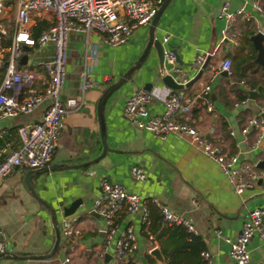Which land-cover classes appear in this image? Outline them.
Here are the masks:
<instances>
[{"label": "crops", "instance_id": "1", "mask_svg": "<svg viewBox=\"0 0 264 264\" xmlns=\"http://www.w3.org/2000/svg\"><path fill=\"white\" fill-rule=\"evenodd\" d=\"M223 1L228 2L231 10L242 4L239 0H169L157 18L152 36L160 42L162 50H172L178 59H175V64L186 71L187 80L197 71L191 68L194 57L201 53L209 55L197 80L180 90L190 101V124L206 140L219 143L224 150L237 154L240 161L256 166L258 161L264 160V142L261 144L264 136L257 141L256 128L243 129L256 111L264 106V86L261 85V90L250 99L248 92L260 84L250 88L242 81L233 83L229 81V73L220 74L218 65L227 57L231 66L232 57L239 53V46L245 43L240 35L251 36L257 31L264 34V14L252 11L250 20L237 21L236 45L220 42L223 20L218 17V11ZM7 5H10L6 9L11 8L13 19V8L9 3ZM6 14L7 11L6 18L2 20L8 19ZM147 27H138L126 43L117 46L104 44L96 34L81 31L68 34L61 98L81 96L82 105L65 114L47 165L32 169L34 171L29 176L32 193L23 182L24 175L30 169L18 167L0 182V228L8 240L4 253L14 256L48 253L54 243L53 217L58 229L63 219L70 220L77 234L65 237L58 230V243L46 258L0 257V264L116 263L111 247L101 258L97 253L103 240V221L94 216L90 208L99 193L102 178L120 184L124 191L135 193L143 199L155 198L160 205L188 219L201 237L204 251L210 255V264H235L228 256L226 239L236 237L247 210L264 207V182L244 189L237 196L216 163L194 150L186 138L173 133L160 138L137 128L123 117L125 99L146 83L151 84L148 90L151 98L146 104L149 114L161 113L162 100L170 91H174L160 82V76L168 65L163 60L162 70L158 68L157 55L152 47L129 79L118 86L105 102V140L109 150L93 164L73 166L98 155L97 99L140 55L147 42ZM251 27L254 32L248 34ZM163 37H166L165 42L161 41ZM19 46L21 55L15 60V67L32 70L35 78L30 90L41 91L47 76L34 62L50 59L52 47L49 43L40 47ZM7 59V47L0 46V82ZM82 70L88 73L92 84L81 95L79 73ZM205 83L210 87L207 96L210 110H206L205 99L197 97ZM5 93L9 94L10 91ZM238 93L245 94L240 99L247 97V100L234 106L233 103L240 100L236 97ZM46 103L44 101L37 105L27 114L0 119V159L18 144L16 128L38 121ZM132 166L143 168V180L132 178ZM259 169H264V166ZM76 200L79 203L74 212L63 216V207ZM151 207L159 210L149 204V215ZM115 224L112 245L119 231L130 226L135 236V250L127 257L137 264H147L145 256H149L152 248L159 246V229L145 236L137 213H120ZM161 225L160 221V229ZM215 230L219 233L216 234ZM164 238L162 236L161 240ZM247 249L248 264H264V248L256 236L250 238ZM66 258L67 262L64 261Z\"/></svg>", "mask_w": 264, "mask_h": 264}, {"label": "built area", "instance_id": "2", "mask_svg": "<svg viewBox=\"0 0 264 264\" xmlns=\"http://www.w3.org/2000/svg\"><path fill=\"white\" fill-rule=\"evenodd\" d=\"M163 0H0V20L6 18L7 3L13 8L12 34L7 46L8 59L5 63L0 82V119L27 114L34 107L47 101L38 121L20 125L16 128L18 144L5 152L0 159V182L14 169L39 168L51 159L55 138L68 111H75L82 105V97L61 98V89L65 76L64 62L66 58L67 36L72 31L85 34H96L101 41L109 46H117L128 41L131 33L140 26H146ZM241 6L231 10L227 1L221 3L218 17L223 20L220 29V42L227 41L237 44L235 25L237 21H248L251 12L264 14V0H239ZM35 18H45L49 26L33 35ZM255 28L258 26L255 24ZM6 34L0 24V39ZM23 37V38H22ZM162 42L166 41L163 37ZM49 43L52 55L48 60H37L34 65L41 67L47 79L41 91H31L30 85L35 78L32 70L15 67V60L21 55L20 44L27 46H43ZM207 53L197 54L191 65L193 70L200 67ZM164 62L168 65L165 73L179 77V83L187 81L186 71L175 64L171 49L162 50ZM220 71L229 73L230 59L223 58L218 65ZM92 80L88 73H79V88L81 95L90 87ZM5 91H10L6 94ZM210 87L202 85L197 97L205 99L206 110H210L207 99ZM151 98L149 91L136 89L124 101L122 115L132 125L149 131L163 138L167 133H173L184 138L196 151L212 160L229 183L232 192L239 196L244 189L254 187L258 182H264V169L256 168L254 163L240 161L237 154L224 150L217 142H211L202 137L196 128L190 124V101L178 91H170L162 100L163 109L159 114H149L146 104ZM247 97L234 102L242 104ZM256 128L257 141L264 136V106H261L243 129ZM130 174L136 181L145 178L143 168L130 167ZM99 193L91 203V212L103 221V240L98 248L101 258L109 247L112 248L115 261L130 255L135 250V236L130 226L119 231L112 245V237L116 230L115 220L120 213H137L139 221L146 231L149 221L148 205L159 209L161 223L166 226H180L186 232L195 234L194 226L185 217L171 212L160 205L155 198L143 199L135 193L124 191L117 183H111L104 178L99 181ZM60 234L69 237L77 234L72 222L63 219L59 224ZM216 234L218 230L214 231ZM256 236L264 248V207L247 210L240 224L238 234L234 239H226L228 256L235 264H248L249 255L247 243ZM8 240L0 228V253L8 247ZM202 264H210L207 251L200 253ZM65 262L68 259H64Z\"/></svg>", "mask_w": 264, "mask_h": 264}, {"label": "trees", "instance_id": "3", "mask_svg": "<svg viewBox=\"0 0 264 264\" xmlns=\"http://www.w3.org/2000/svg\"><path fill=\"white\" fill-rule=\"evenodd\" d=\"M1 24L4 26L6 34L0 39V46L7 47L11 34H12V21L1 20ZM49 26V21L45 18H35L33 26V35L36 36L41 30ZM254 29L251 27L248 34H252ZM7 35V36H6ZM6 36V37H5ZM250 35H240L244 45L239 46V53L233 56L231 59L232 64L229 70V81L239 82L242 81L250 88H255L258 84L264 86V69L260 65L254 62L255 49L253 48L249 39ZM232 87V86H231ZM246 96L245 94H237V98L240 99ZM161 217L159 210L156 208H150V215L146 231H143L145 236L152 235L153 232L159 229L157 236L160 238L159 249L165 264H201L200 253L204 251L203 241L198 234H191L186 232L180 226H166L159 224ZM143 229V228H142ZM165 236L163 240L161 237ZM147 264H154L153 260L146 255ZM114 264H137L127 256L118 258Z\"/></svg>", "mask_w": 264, "mask_h": 264}, {"label": "water", "instance_id": "4", "mask_svg": "<svg viewBox=\"0 0 264 264\" xmlns=\"http://www.w3.org/2000/svg\"><path fill=\"white\" fill-rule=\"evenodd\" d=\"M168 1L169 0H163L162 1L160 6L155 11V14L153 15L152 19L150 20L148 27H147V35H148L147 42H146L144 48L142 49L140 55L134 60L132 65L124 73H122L120 75V77H118L116 79V81L112 82L110 85H108L103 90V92L101 93V95L97 99L95 109H96V120H97V126H98V142L100 143V151H99L98 155L95 156L94 158L88 160V161H85V162H82V163H79V164H76L73 166L81 167V166L93 164L94 162L98 161L106 153V151L109 150V148L106 144V140H105L106 139V133H105L104 113H103L105 102H106L107 98L109 97V95L118 86H120L121 84H123L125 81H127L129 79L132 72L137 68V66L141 63V61L146 57L147 52H148L150 47H152L155 50L156 55H157V60H158V68L160 70H162V68H163L162 47H161L160 42L156 38H153L152 33H153V28L156 24L157 18L160 15L161 11L163 10V8L165 7V5L167 4ZM250 41L252 43L253 48L256 50L254 62L264 68V58H263L264 34L260 31H257L256 33H254L250 36ZM176 58L177 57L175 56V59ZM208 58H209V55H206L203 62L200 65V67L197 69L196 73L189 80H187L184 83H179L180 78L177 76L173 78V76L169 73H164L163 75H161L159 80L164 86H166L167 88H169L171 90H181V89L189 86L190 84L194 83L197 80V78L201 74L202 70L206 66ZM176 60H178V59H176ZM177 62H179V61H177ZM220 74L226 75L227 73L225 71H221ZM150 86H151L150 83H146L145 85H143L142 89L148 91L150 89ZM260 90H261V85H258L255 90L249 91L248 92L249 98L253 99ZM263 142H264V140L261 141V144ZM256 166L259 168H262L264 166V160L258 161L256 163ZM33 171L34 170H32V169L28 170V172L24 175V179H23L25 187L31 193H32V188L30 186L29 176ZM78 203H79V201L76 200V201L71 202L68 206L63 207L62 215L68 216V215L72 214L74 212L75 208L77 207ZM92 214H94V213H92ZM94 216H98V215L94 214ZM52 223H53V231H54V243L51 246L48 253H46L44 255H28V256H14V255H7L6 253H0V257H4V258L9 257V258H14V259H19V258H46V257L50 256L52 254V252L54 251V248L56 247L58 240H59V232H58L59 229H58V227H56V222L54 220V217L52 219ZM148 254L154 260L155 264H165L159 247L152 248Z\"/></svg>", "mask_w": 264, "mask_h": 264}, {"label": "rangeland", "instance_id": "5", "mask_svg": "<svg viewBox=\"0 0 264 264\" xmlns=\"http://www.w3.org/2000/svg\"><path fill=\"white\" fill-rule=\"evenodd\" d=\"M7 6L10 7V5H7ZM6 16H8V19L7 20H12V11H11V8H9V10H7ZM184 138L189 139L188 136H184ZM225 181H226V179H225Z\"/></svg>", "mask_w": 264, "mask_h": 264}, {"label": "snow or ice", "instance_id": "6", "mask_svg": "<svg viewBox=\"0 0 264 264\" xmlns=\"http://www.w3.org/2000/svg\"><path fill=\"white\" fill-rule=\"evenodd\" d=\"M23 38V37H22Z\"/></svg>", "mask_w": 264, "mask_h": 264}]
</instances>
